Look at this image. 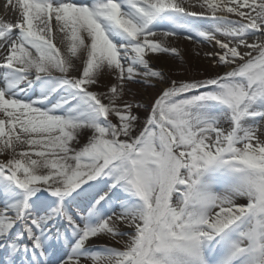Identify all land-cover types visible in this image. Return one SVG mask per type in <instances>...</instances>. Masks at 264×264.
<instances>
[{"label": "snow or ice", "instance_id": "6c2138e0", "mask_svg": "<svg viewBox=\"0 0 264 264\" xmlns=\"http://www.w3.org/2000/svg\"><path fill=\"white\" fill-rule=\"evenodd\" d=\"M8 4L0 264H264V0ZM181 36L222 71L155 69Z\"/></svg>", "mask_w": 264, "mask_h": 264}, {"label": "rangeland", "instance_id": "374dc122", "mask_svg": "<svg viewBox=\"0 0 264 264\" xmlns=\"http://www.w3.org/2000/svg\"><path fill=\"white\" fill-rule=\"evenodd\" d=\"M193 11H201L199 8H192ZM59 38H57V42ZM171 46L178 48L184 63L181 64L179 58H174L168 54L153 55L151 58L152 66L157 70H162L169 79L176 80H191L203 79L208 76L215 75L216 72L222 69L213 68L209 61L205 58L204 53L211 51V47L207 44H198L181 37L172 38ZM199 53V55H196ZM102 83L105 85L111 83V77L105 76ZM164 87L163 84L157 83L156 87H146L142 84L129 83L127 94L128 99H133L145 104H151L153 99L159 94ZM104 91V88L97 89ZM141 118L143 119L145 113L141 110ZM3 158V157H0Z\"/></svg>", "mask_w": 264, "mask_h": 264}, {"label": "bare ground", "instance_id": "6f19581e", "mask_svg": "<svg viewBox=\"0 0 264 264\" xmlns=\"http://www.w3.org/2000/svg\"><path fill=\"white\" fill-rule=\"evenodd\" d=\"M15 20L16 13L12 9V7L9 6L8 0H0V21L15 22ZM251 42H253V38H249V43Z\"/></svg>", "mask_w": 264, "mask_h": 264}]
</instances>
